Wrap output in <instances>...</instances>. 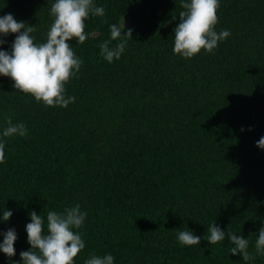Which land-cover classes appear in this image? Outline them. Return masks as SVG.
<instances>
[{
    "label": "trees",
    "instance_id": "trees-1",
    "mask_svg": "<svg viewBox=\"0 0 264 264\" xmlns=\"http://www.w3.org/2000/svg\"><path fill=\"white\" fill-rule=\"evenodd\" d=\"M190 2V0H184ZM55 0H0V17L36 26L42 44ZM82 45L70 41L81 69L65 85L67 108L48 107L0 76V243L14 229L11 258L30 251L26 225L35 211L81 206L85 248L74 258L111 254L114 264H264L255 241L264 227V0H218V33L231 35L191 59L174 54L181 0H93ZM124 19L132 40L109 63L99 45ZM16 34L0 36L11 53ZM113 45L115 42H112ZM6 118L25 137H3ZM241 129H244L242 132ZM13 214L3 221V211ZM215 222L224 242L204 239ZM190 230L200 245L182 246ZM249 240L255 258L231 255L227 232Z\"/></svg>",
    "mask_w": 264,
    "mask_h": 264
},
{
    "label": "clouds",
    "instance_id": "clouds-1",
    "mask_svg": "<svg viewBox=\"0 0 264 264\" xmlns=\"http://www.w3.org/2000/svg\"><path fill=\"white\" fill-rule=\"evenodd\" d=\"M179 23L174 29V54L185 59H191L201 50L211 54L218 42L224 41L231 35L229 30L219 33L214 30L218 22V0H181ZM105 10L97 7L93 0H55L51 6L54 22L47 33L45 43L36 44L31 33L36 26H28L25 22H17L12 14L0 17V36L16 34L11 53L0 50V76L10 77L13 87L24 94L31 95L37 102H43L48 107L67 108L74 103L75 97L65 96V85L76 76L83 61L79 59L70 41L76 40L82 45L95 33H85V21L89 16L102 17ZM125 32L124 19L120 24L110 27V39L99 45L100 55L107 62L119 60L128 40H132V29ZM112 42H115L113 45ZM5 41L0 39V45ZM7 127L3 130V137L27 135L23 123L13 124L11 118H6ZM243 132L244 129H241ZM264 150V137L256 145ZM0 163H5V144L0 142ZM12 212L3 211V221L7 222ZM87 213L81 206L65 208L63 212L48 211L45 219L35 211L30 213L31 222L26 225L30 251L20 253L22 264H74V258L85 248L82 233L77 231L84 225ZM3 242L0 252L11 258L15 255L14 244L17 234L14 229L2 233ZM226 234L213 222L207 228L204 239L209 245L224 242ZM231 255H241L243 261L255 257L248 251L249 240L228 231ZM177 240L182 246L200 245L201 238L190 230L178 231ZM255 251L264 255V227L260 228L255 241ZM84 264H114L111 254L99 256L90 254Z\"/></svg>",
    "mask_w": 264,
    "mask_h": 264
}]
</instances>
